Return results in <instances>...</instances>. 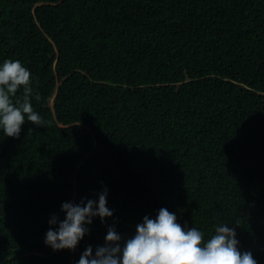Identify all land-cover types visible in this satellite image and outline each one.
<instances>
[{
  "label": "trees",
  "instance_id": "trees-1",
  "mask_svg": "<svg viewBox=\"0 0 264 264\" xmlns=\"http://www.w3.org/2000/svg\"><path fill=\"white\" fill-rule=\"evenodd\" d=\"M9 59L47 123L0 129V264H78L161 208L264 264V0H0ZM105 187L113 218L48 247L61 205Z\"/></svg>",
  "mask_w": 264,
  "mask_h": 264
},
{
  "label": "clouds",
  "instance_id": "clouds-1",
  "mask_svg": "<svg viewBox=\"0 0 264 264\" xmlns=\"http://www.w3.org/2000/svg\"><path fill=\"white\" fill-rule=\"evenodd\" d=\"M19 93V95H18ZM32 74L20 60H5L0 64V129L6 137L19 139L25 123L43 128L46 121L32 106ZM39 102L41 96L35 95ZM29 129V134L32 133ZM96 200H82L79 204L64 202L61 220L52 215L45 244L53 251L74 252L80 241L90 234L88 226L95 218L101 223L113 218L107 207L108 190ZM236 226H240L239 220ZM235 227L216 224L214 234H205L196 227L185 228L177 222L175 213L161 208L155 218L145 216L136 225L135 235L124 240L114 226L108 228L105 244L93 254L89 245L78 264H257L250 251L241 252Z\"/></svg>",
  "mask_w": 264,
  "mask_h": 264
}]
</instances>
